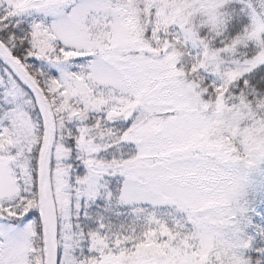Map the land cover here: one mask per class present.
Masks as SVG:
<instances>
[{
  "label": "snow or ice",
  "instance_id": "6c2138e0",
  "mask_svg": "<svg viewBox=\"0 0 264 264\" xmlns=\"http://www.w3.org/2000/svg\"><path fill=\"white\" fill-rule=\"evenodd\" d=\"M0 264H264V0H0Z\"/></svg>",
  "mask_w": 264,
  "mask_h": 264
}]
</instances>
